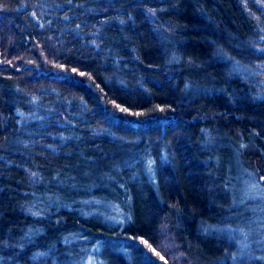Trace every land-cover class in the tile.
<instances>
[{
	"label": "trees",
	"instance_id": "trees-1",
	"mask_svg": "<svg viewBox=\"0 0 264 264\" xmlns=\"http://www.w3.org/2000/svg\"><path fill=\"white\" fill-rule=\"evenodd\" d=\"M248 176L264 0H0V264H264Z\"/></svg>",
	"mask_w": 264,
	"mask_h": 264
},
{
	"label": "rangeland",
	"instance_id": "rangeland-1",
	"mask_svg": "<svg viewBox=\"0 0 264 264\" xmlns=\"http://www.w3.org/2000/svg\"><path fill=\"white\" fill-rule=\"evenodd\" d=\"M237 142L236 141H232L231 142V147L234 148L236 147ZM221 161L226 160V158H222L220 157ZM233 163V162H232ZM233 188H234V192L237 195H240L243 199L241 201H246V200H251V204H253L254 207L259 206L257 208H260L264 211V187L261 185V183L257 180V178H253V176H248V177H239L238 180H236L233 184ZM250 204V203H249ZM113 208V209H112ZM109 208L108 211L105 210H101L98 211V213L104 218V219H121V217L119 216V209L116 207H112ZM263 218H264V214H263ZM264 224L261 222H257L256 220H254V223H250L249 226L246 227L245 230H243V234H248L250 237H252V235L254 234H259V240L263 239L264 241ZM249 236L246 237L245 241L249 242L247 245L245 244V246L248 248L249 253L253 254L254 257H256L257 259L261 257V253L259 251L254 252V247L253 245L256 244L258 241L254 238H250ZM255 242V243H251V242ZM260 242V241H259ZM252 249V251L250 250ZM251 251V252H250ZM259 256V257H258ZM99 259L100 257L97 255V253H92V255H90L89 258H87L86 260L82 261V264H99Z\"/></svg>",
	"mask_w": 264,
	"mask_h": 264
},
{
	"label": "snow or ice",
	"instance_id": "snow-or-ice-1",
	"mask_svg": "<svg viewBox=\"0 0 264 264\" xmlns=\"http://www.w3.org/2000/svg\"><path fill=\"white\" fill-rule=\"evenodd\" d=\"M153 251H155V250L153 249Z\"/></svg>",
	"mask_w": 264,
	"mask_h": 264
}]
</instances>
